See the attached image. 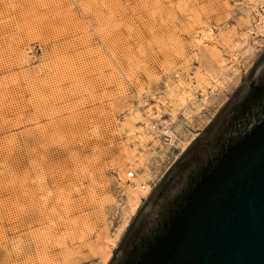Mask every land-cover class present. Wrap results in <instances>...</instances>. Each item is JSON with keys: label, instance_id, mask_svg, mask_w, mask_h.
Instances as JSON below:
<instances>
[{"label": "rangeland", "instance_id": "1", "mask_svg": "<svg viewBox=\"0 0 264 264\" xmlns=\"http://www.w3.org/2000/svg\"><path fill=\"white\" fill-rule=\"evenodd\" d=\"M262 54L264 0H0V264H109Z\"/></svg>", "mask_w": 264, "mask_h": 264}, {"label": "water", "instance_id": "2", "mask_svg": "<svg viewBox=\"0 0 264 264\" xmlns=\"http://www.w3.org/2000/svg\"><path fill=\"white\" fill-rule=\"evenodd\" d=\"M109 264H264V54L149 196Z\"/></svg>", "mask_w": 264, "mask_h": 264}, {"label": "bare ground", "instance_id": "3", "mask_svg": "<svg viewBox=\"0 0 264 264\" xmlns=\"http://www.w3.org/2000/svg\"><path fill=\"white\" fill-rule=\"evenodd\" d=\"M208 36V35H207ZM210 36V35H209ZM166 128V127H165ZM167 129V128H166ZM165 131V130H164ZM168 136H172V133L170 132V130H166V132H165ZM165 134V135H166ZM185 146H186V144H185ZM140 186V185H139ZM149 188V187H148ZM148 188H145L143 185H141L140 186V190H141V195H139L137 192H133V196H132V200L133 201H136V202H138V200L140 199V196H145V194H147L148 193V191H149V189ZM105 253H104V257H106L107 255H108V253H109V249L107 250V248H106V251H104Z\"/></svg>", "mask_w": 264, "mask_h": 264}, {"label": "built area", "instance_id": "4", "mask_svg": "<svg viewBox=\"0 0 264 264\" xmlns=\"http://www.w3.org/2000/svg\"><path fill=\"white\" fill-rule=\"evenodd\" d=\"M154 187V186H153ZM152 186H150V189H149V192H151V190H153L152 188H153ZM149 192H148V194H149Z\"/></svg>", "mask_w": 264, "mask_h": 264}]
</instances>
